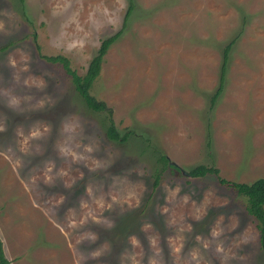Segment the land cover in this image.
I'll return each instance as SVG.
<instances>
[{
  "label": "rangeland",
  "instance_id": "obj_1",
  "mask_svg": "<svg viewBox=\"0 0 264 264\" xmlns=\"http://www.w3.org/2000/svg\"><path fill=\"white\" fill-rule=\"evenodd\" d=\"M36 43L80 76L100 57L90 94L118 138ZM5 45L8 264H264L239 189L183 174L203 165L264 182V0H0Z\"/></svg>",
  "mask_w": 264,
  "mask_h": 264
},
{
  "label": "trees",
  "instance_id": "obj_2",
  "mask_svg": "<svg viewBox=\"0 0 264 264\" xmlns=\"http://www.w3.org/2000/svg\"><path fill=\"white\" fill-rule=\"evenodd\" d=\"M20 2H23V0H19ZM129 1V8L133 6V0ZM130 12V10H129ZM34 40L36 42V37L34 35ZM109 43V41H105L103 44V47H106V44ZM234 44V41L231 42L229 46H227L226 49H228L230 46ZM10 46V44H9ZM8 45H5L3 47H0V51L4 52L8 47ZM36 50L39 53L40 59L46 61L47 63L61 64L62 68L66 72L68 76L71 78V83L73 85L74 91L79 97V99L84 103L87 109L94 112L95 114H101L104 116L105 120L110 126L111 133L113 134V138H118L119 133L112 127L113 122L111 119L112 116V109L109 108L104 102H101L94 98L90 94V90L93 87V84L95 80L98 78L101 68V60L100 57H96L94 60H92L89 63V66L87 67L85 73L80 76L77 75L74 71L70 69L69 61L61 56H47L40 54V47L36 43ZM227 61L228 56L225 53L223 59H222V66H221V74H220V84L216 91V93L211 97V103H215L217 100L219 94L221 93L223 89V83L225 79V71L227 67ZM112 138V137H111ZM161 160L164 162H167L168 159L165 155L160 156ZM169 167L175 171L180 172L179 167H177L175 164L168 163ZM207 175H214L217 177L218 181L223 185H228L232 188L239 189V192H241L242 195L245 197V210L248 215L253 217L256 221V228L259 231L260 234V241L261 244H264V182L263 181H256L252 183L250 186L248 185H237L232 182H228L224 180L223 178L219 177V172L212 168V167H206L203 165H199L191 170L188 171V176L192 178H203ZM156 188V184L153 186V190ZM125 228V227H124ZM264 247V245H262ZM0 264H8V260L5 258L2 241L0 239Z\"/></svg>",
  "mask_w": 264,
  "mask_h": 264
},
{
  "label": "water",
  "instance_id": "obj_3",
  "mask_svg": "<svg viewBox=\"0 0 264 264\" xmlns=\"http://www.w3.org/2000/svg\"><path fill=\"white\" fill-rule=\"evenodd\" d=\"M184 175H188L187 173H183Z\"/></svg>",
  "mask_w": 264,
  "mask_h": 264
}]
</instances>
